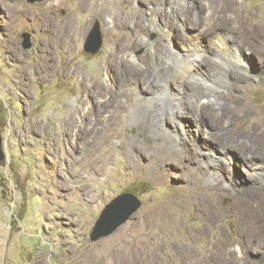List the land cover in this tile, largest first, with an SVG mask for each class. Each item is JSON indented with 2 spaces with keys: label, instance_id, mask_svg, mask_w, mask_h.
I'll return each mask as SVG.
<instances>
[{
  "label": "rangeland",
  "instance_id": "1",
  "mask_svg": "<svg viewBox=\"0 0 264 264\" xmlns=\"http://www.w3.org/2000/svg\"><path fill=\"white\" fill-rule=\"evenodd\" d=\"M165 26L230 49L188 73ZM263 35L264 0H0V264H264Z\"/></svg>",
  "mask_w": 264,
  "mask_h": 264
},
{
  "label": "bare ground",
  "instance_id": "2",
  "mask_svg": "<svg viewBox=\"0 0 264 264\" xmlns=\"http://www.w3.org/2000/svg\"><path fill=\"white\" fill-rule=\"evenodd\" d=\"M207 11H208V13H210V10L209 9ZM205 22L206 23H209L210 22L209 18L205 17ZM201 24H203V22H201ZM167 28H168V26H165V27L161 28L160 31L163 32V33H165V35H166V37L168 38L169 41H171L172 39H176L182 45L181 46V50L182 51H180L179 53L178 52L177 53H173L174 54V57L177 58V59H182V60L191 59L188 63H186L185 61L182 62L186 66L188 73L189 72H192V68H194L195 65H199L201 63L200 57L204 53H207L208 52V49L205 48V47H203L201 45L200 39H201V36L202 35L205 36L206 38H208V42H209L210 46H213V47H217V46L224 47V50H226L225 49L226 47L228 48V39H227L226 35L225 34H222V33H217L216 31H213V30H210L209 31V29H208V30L204 31V29L203 30H200L199 29L200 27H199L198 28L199 29L198 31L193 32L190 35H182L180 32H174L175 35L173 36V35H171V29L170 28L167 29ZM76 35L78 36L79 34L77 33ZM228 49H230V48H228ZM260 61L263 62L264 61V58H260ZM235 62L237 63V65L240 68H244V63H243V61L241 59H237ZM250 66H251V63H250ZM129 72H131V71H129ZM129 72L127 73V75L129 74ZM127 75H125V76H127ZM137 75H139V74H137ZM138 77L140 78V80L139 79L136 80L135 84L136 85H140L141 84L142 87H141L140 90L146 91V89H147V85L146 84H148L147 77H145V79L142 78V76H138ZM137 94H139V93H137ZM201 94L200 95H197L195 98H193V105L190 107V110L193 111L196 114L200 111V101L202 99H205V96L204 95H201ZM174 95H176V94H174ZM206 107H208V105L207 106H203L202 109H205ZM210 109L212 110V106H210ZM202 112H204V111L202 110L201 113ZM200 119H201V117H200Z\"/></svg>",
  "mask_w": 264,
  "mask_h": 264
},
{
  "label": "water",
  "instance_id": "3",
  "mask_svg": "<svg viewBox=\"0 0 264 264\" xmlns=\"http://www.w3.org/2000/svg\"><path fill=\"white\" fill-rule=\"evenodd\" d=\"M24 42L23 47L29 48L28 42L29 35L23 34ZM101 44V35L98 24L94 26L90 35L84 45V50L93 53L99 49ZM4 158V152L2 148V139L0 136V160ZM139 200L130 193H122L104 208L100 217L98 218L93 232L90 235V240L95 241L99 238L105 237L112 233L120 224H122L128 217V215L137 210L139 207Z\"/></svg>",
  "mask_w": 264,
  "mask_h": 264
}]
</instances>
